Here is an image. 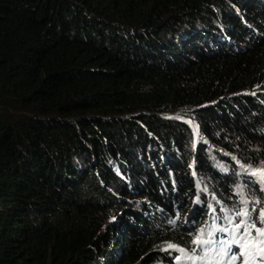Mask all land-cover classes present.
<instances>
[{"label":"trees","instance_id":"obj_1","mask_svg":"<svg viewBox=\"0 0 264 264\" xmlns=\"http://www.w3.org/2000/svg\"><path fill=\"white\" fill-rule=\"evenodd\" d=\"M263 164L264 0H0V264H178Z\"/></svg>","mask_w":264,"mask_h":264},{"label":"rangeland","instance_id":"obj_2","mask_svg":"<svg viewBox=\"0 0 264 264\" xmlns=\"http://www.w3.org/2000/svg\"><path fill=\"white\" fill-rule=\"evenodd\" d=\"M189 123L194 124L192 120H189ZM246 171L249 175L253 176L264 196V164L262 167L248 166ZM237 194L240 197L242 209H244L243 213L241 212L239 216L243 218V216L248 215L249 203L241 185L237 187ZM195 205L196 203H194L192 208ZM259 216L262 227L264 228V208ZM216 230V238L210 236L211 230H208L207 236L204 239H198L196 241L203 245L198 247L199 253L207 252V250L215 246L224 248L223 254L219 256L217 264H264V231L253 230V233L250 235L244 233L242 238H233L228 225L220 229L216 228ZM211 233L213 234V232ZM224 239L225 241L222 243L221 241ZM198 251L196 254H192L193 252L186 248H174V251L170 253L172 254V259L176 261L175 263L186 264L188 260L193 259L197 264H202L194 256L198 255Z\"/></svg>","mask_w":264,"mask_h":264},{"label":"snow or ice","instance_id":"obj_3","mask_svg":"<svg viewBox=\"0 0 264 264\" xmlns=\"http://www.w3.org/2000/svg\"><path fill=\"white\" fill-rule=\"evenodd\" d=\"M170 247H172V246L170 245Z\"/></svg>","mask_w":264,"mask_h":264}]
</instances>
